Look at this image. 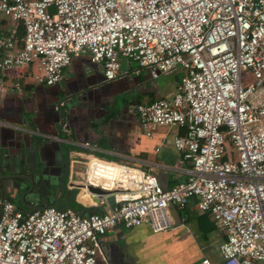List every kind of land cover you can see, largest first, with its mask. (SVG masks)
Wrapping results in <instances>:
<instances>
[{"label":"built area","instance_id":"obj_1","mask_svg":"<svg viewBox=\"0 0 264 264\" xmlns=\"http://www.w3.org/2000/svg\"><path fill=\"white\" fill-rule=\"evenodd\" d=\"M0 14L23 28L19 48L13 31L0 35V71L36 61V81L51 85L79 53L107 80L120 58L152 79L178 70L170 97L135 109L148 137L158 125L183 129L174 165L189 164L163 189L150 172L89 158L80 184L106 193H92L101 212H25L0 199V264H94L116 225L167 229L168 205L193 198L223 235V264L264 263V0H0Z\"/></svg>","mask_w":264,"mask_h":264},{"label":"crops","instance_id":"obj_2","mask_svg":"<svg viewBox=\"0 0 264 264\" xmlns=\"http://www.w3.org/2000/svg\"><path fill=\"white\" fill-rule=\"evenodd\" d=\"M20 26L0 17V35L13 31L17 48L23 36ZM119 62L118 74L107 80L100 64L86 54H73L61 69V79L51 85L36 81L41 73L36 61L0 71V150L12 152L0 169V199L25 212L51 204L80 214L101 212L99 198L80 186L91 157L150 172L163 189L185 179L189 164L184 160L174 165L180 153L172 143L183 129L158 125L148 137L135 109L138 103L170 97L179 71L152 79L137 63ZM64 157L67 172L60 179ZM59 181L62 188L55 192ZM13 183L18 185L14 190ZM167 213L172 225L161 231L153 232L146 223L116 225L101 237L94 264H199L202 258L223 264L218 251L223 235L209 213L197 210L195 198L182 208L169 204Z\"/></svg>","mask_w":264,"mask_h":264},{"label":"water","instance_id":"obj_3","mask_svg":"<svg viewBox=\"0 0 264 264\" xmlns=\"http://www.w3.org/2000/svg\"><path fill=\"white\" fill-rule=\"evenodd\" d=\"M137 103H138V100H137ZM16 149H18V148H16ZM17 151V150H16ZM19 152H20V154L21 155H24V150H18ZM12 152H9L8 151V149L6 148V149H1L0 150V169H2V168H4L5 167V164H6V162H7V160H10L11 159V154ZM63 161H65V167H66V169L64 170V174L62 173V176H61V178L60 179H62V177L66 174V172H67V164H68V159L66 158V157H64V160ZM12 190H14V189H16L17 187H18V185L16 184V183H13L12 185ZM47 186V185H46ZM81 186V185H80ZM82 187V186H81ZM61 188H62V183H61V181H59V183L57 184V188L55 187V192H59V190H61ZM45 189V186H44V188H43V190H41L39 193H43V191H45L44 190ZM87 189L89 190V191H92V192H94V193H96V194H106L105 192H103V191H101V190H99L98 188H95V187H91V186H88L87 187ZM57 190V191H56ZM49 206H51V207H55V205L54 204H51V205H49ZM43 207H46V206H43ZM42 206L41 207H39V208H35V209H40V208H43ZM31 210H33V209H31ZM30 211V210H29Z\"/></svg>","mask_w":264,"mask_h":264},{"label":"rangeland","instance_id":"obj_4","mask_svg":"<svg viewBox=\"0 0 264 264\" xmlns=\"http://www.w3.org/2000/svg\"><path fill=\"white\" fill-rule=\"evenodd\" d=\"M0 17H3V15L0 14ZM4 17H5V16H4ZM132 64L135 65V66L137 65L135 62H132ZM246 79H247V80L249 79V76H248V75L246 76Z\"/></svg>","mask_w":264,"mask_h":264},{"label":"bare ground","instance_id":"obj_5","mask_svg":"<svg viewBox=\"0 0 264 264\" xmlns=\"http://www.w3.org/2000/svg\"><path fill=\"white\" fill-rule=\"evenodd\" d=\"M86 191L89 192V190H88L87 188H86ZM90 193H94V192H91V191H90Z\"/></svg>","mask_w":264,"mask_h":264},{"label":"trees","instance_id":"obj_6","mask_svg":"<svg viewBox=\"0 0 264 264\" xmlns=\"http://www.w3.org/2000/svg\"><path fill=\"white\" fill-rule=\"evenodd\" d=\"M20 28H21V26H20ZM206 214H207V212H205ZM213 227H214V225H213ZM264 264V263H263Z\"/></svg>","mask_w":264,"mask_h":264}]
</instances>
